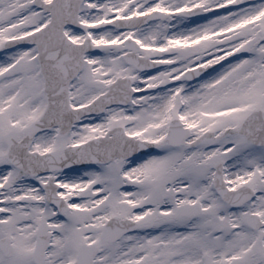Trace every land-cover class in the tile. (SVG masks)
<instances>
[{"label": "snow or ice", "instance_id": "1", "mask_svg": "<svg viewBox=\"0 0 264 264\" xmlns=\"http://www.w3.org/2000/svg\"><path fill=\"white\" fill-rule=\"evenodd\" d=\"M0 264H264V0H0Z\"/></svg>", "mask_w": 264, "mask_h": 264}]
</instances>
